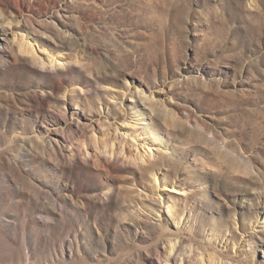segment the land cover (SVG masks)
Returning <instances> with one entry per match:
<instances>
[{
    "label": "rangeland",
    "instance_id": "1",
    "mask_svg": "<svg viewBox=\"0 0 264 264\" xmlns=\"http://www.w3.org/2000/svg\"><path fill=\"white\" fill-rule=\"evenodd\" d=\"M0 264H264V0H0Z\"/></svg>",
    "mask_w": 264,
    "mask_h": 264
},
{
    "label": "bare ground",
    "instance_id": "2",
    "mask_svg": "<svg viewBox=\"0 0 264 264\" xmlns=\"http://www.w3.org/2000/svg\"><path fill=\"white\" fill-rule=\"evenodd\" d=\"M32 47H31V45H28V44H21V50L22 51H25V54L26 55H30L34 60H36L37 58H35L34 57V50L33 49H31ZM20 50V49H19ZM39 59V58H38ZM37 59V60H38ZM40 60V59H39ZM56 62H57V58H54V57H50V56H47L45 59H44V61H39V63H40V65L42 66V67H44L45 66V63L47 64V65H49L51 68H56V67H58L57 66V64H56ZM111 155V154H110Z\"/></svg>",
    "mask_w": 264,
    "mask_h": 264
}]
</instances>
